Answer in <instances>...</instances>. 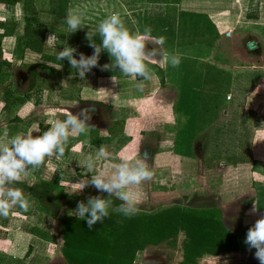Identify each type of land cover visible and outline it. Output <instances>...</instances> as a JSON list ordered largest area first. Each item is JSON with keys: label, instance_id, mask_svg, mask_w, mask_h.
<instances>
[{"label": "rangeland", "instance_id": "1", "mask_svg": "<svg viewBox=\"0 0 264 264\" xmlns=\"http://www.w3.org/2000/svg\"><path fill=\"white\" fill-rule=\"evenodd\" d=\"M31 2L37 8V20L48 26L40 53L23 46L18 36L20 34L18 29H14L12 34L9 31L13 23H17L25 12L21 5L13 7L0 5V31L2 27L8 30L7 35L1 36V56L9 62V66L0 69V98L1 91L6 86L8 88L16 86L20 90L25 88L26 68L46 64L55 71L47 73L42 83L38 82L35 90L41 92V99L35 100L37 103H33L35 107L30 109L28 104L24 106L22 103H17L8 111H4L0 100V142H6L17 134L27 135L37 126L41 132L47 130L53 120L65 118L67 109L76 114L81 109L87 108L91 114L88 123L93 126L89 131L90 134L97 136L95 131L100 130L98 148L103 144L113 157L111 160L99 161L98 170L107 169L111 173L114 171V165L122 158L133 156L138 160H144L146 157L148 166L154 172L151 181L134 189L143 199L140 209L150 210L170 204L196 208L214 207L223 225L239 234L238 246L235 250L217 255L203 254L194 264H259L254 257L255 249L249 250L244 240L248 228L256 219L264 216V152L252 154L248 152L246 146L252 144L257 149L264 148V83L257 80L252 90L243 88L237 92L240 99H244L245 102L235 105L238 107L237 120L229 118L218 120L216 123L220 128L218 131L214 129L216 124L197 135H195L197 129H192L190 131L192 135L194 134L192 140L188 138L182 145L176 143L174 147L175 132L177 134L180 128L178 126L182 121L177 120L173 104L170 110L173 116L168 115L169 110L166 105L167 102L173 103V92L161 88L162 84L158 78L165 72H158L157 66H154L155 63L148 57L146 63L153 77L150 81H144L143 92L136 90L135 84L139 82L138 80L133 81L119 71H117L118 75H115L120 81L117 86H113L111 82L110 78L113 75H104V73L85 79L73 77L70 85L65 84L63 76L70 71L71 66L67 60H56V53L64 46L76 49L91 48L85 38L86 33L94 32L99 23L95 20V25H91L90 15L92 17L96 13L100 18L104 14L99 9H90V6H100L93 4L91 0H32ZM69 12L81 16L85 25L72 34H69L65 23ZM248 12V16L252 17L251 43H255L258 51L255 56L252 55V66L263 68L264 0L253 2ZM62 15L65 17L63 18ZM56 17H59L58 20ZM50 34H53L52 40L48 43L46 41ZM95 39L100 43L98 34ZM232 45L243 52L240 55L235 53L231 58L224 57L223 61L227 64L251 65L248 58L251 53L248 52V48L238 42H233ZM103 54L102 51L98 62L100 64L104 63ZM185 64L186 62L182 71L180 64L179 75L176 68L171 75L168 74L173 81L176 94L182 85L184 72L187 71L184 69ZM205 68L204 64L200 66L197 63L192 66L193 74L204 72ZM209 76L205 81H201V76L192 80L193 86L201 85L197 88L199 92H197L195 108L199 109V113L196 114V122L215 120V103L219 101V97L223 98V91L219 90L222 79L211 77V84ZM25 93L23 91L20 93L24 100L30 98L34 101V92ZM94 100L105 103L106 106L97 104ZM124 101L127 102L126 106L123 105ZM206 101L216 102L205 106ZM75 103H77L75 107L70 106ZM230 103L228 106L235 108L234 103ZM177 104L176 102L175 107ZM15 114L19 117L18 120H13ZM109 125L110 134L103 131ZM222 127H226V130L223 131ZM38 134L33 132L34 136ZM183 134L186 137L191 136L186 130ZM86 138L87 135L70 137L62 158L56 159L55 156L46 158L41 168L27 178L30 181L47 178L56 180L60 186L58 190L66 199L63 206L67 202L72 205L68 213H75L74 210L82 197L100 193L94 187L88 186L80 193L69 195L79 183L92 175L83 167L85 154L74 151L78 150V142H86ZM175 148L180 153L189 149L190 155L184 156L176 152ZM97 149L90 147V154L94 155ZM238 157L241 159L231 162V158ZM253 157L254 160L262 163H252L250 159ZM25 196L30 202L28 212L17 208L8 218L0 217V264H28L26 263L29 256L26 250L28 242L36 247L34 256L39 255L42 258L40 263L56 264L55 258H61L59 221L42 210L35 200L26 194ZM254 204L258 208L255 213L251 211ZM240 211H243L242 225L241 223L238 225ZM31 226H38L42 231L44 229V232L53 237L52 242L41 241L37 236L29 233L28 228ZM181 238L182 234L179 233L175 246H168L165 243L146 246L135 253L134 264H176L181 259Z\"/></svg>", "mask_w": 264, "mask_h": 264}, {"label": "trees", "instance_id": "2", "mask_svg": "<svg viewBox=\"0 0 264 264\" xmlns=\"http://www.w3.org/2000/svg\"><path fill=\"white\" fill-rule=\"evenodd\" d=\"M17 4L21 5L26 13L24 12L17 23H13L9 31L12 34L14 29H18L20 33L18 36L21 38L23 46L33 52L40 53L44 44V35L48 32V26L37 20V9L31 0H0V5L12 6ZM126 27L133 33L128 26ZM2 28L0 43L1 36L8 34L7 28ZM93 51L91 48H79L74 55L79 58V54L82 52L89 56ZM185 62L184 69L188 72H184L182 85L176 94L177 109L185 118L175 135L174 147H176V143L182 145L188 138L192 140L194 134L192 135L190 131L192 129L198 130L199 125L203 123L195 121L199 113V109L195 108L197 92H199L197 88H200L201 85L193 86L192 84V80L200 78L201 74L199 72L193 74L192 66H195L196 61L186 59ZM104 64L106 63H99V65ZM7 66H9V62L1 56L0 49V69ZM52 71H55L54 68L46 64L26 68L27 83L23 90L16 86L3 88L0 98L2 109L8 111L13 104L22 103L23 98L20 93L35 89L38 82L41 81L42 83L45 75ZM117 71L119 70L117 69L115 72L101 70V67L97 66L86 73V77L100 76L102 75L100 73L118 75L119 72L117 73ZM63 77L65 84L68 85H70V80L73 77L80 79L77 70L72 68ZM193 87L195 90H193ZM94 102L106 106L105 103L98 100H94ZM18 119L19 117L15 114L13 120ZM185 130L191 136L187 135L186 137L183 134ZM89 143L96 147L99 143L98 136L90 134ZM188 150L180 153L175 148L176 152L184 156L190 155ZM27 182H35V185L28 187ZM14 186L23 189L24 193L35 200L42 210L58 219L60 231L59 250L66 264H132L136 251L146 246L159 243L175 246L179 233L182 234L180 240L181 259L176 264H194L196 259L203 254L217 255L237 248L239 234L236 231L228 230L223 225L218 211L214 207L196 208L170 204L150 210L140 209L138 214L131 218L110 210L109 216L104 218L102 223L98 222L90 230L85 220L77 219L75 213L69 215L67 211L72 208V205L67 202L63 206L66 199L58 190L60 188L58 182L53 178L33 179L32 181L27 179L25 183ZM90 195L106 197L107 194H89L82 197L81 200L87 202ZM118 204L119 201L114 200L113 207ZM242 215L243 211L238 212V225L241 223ZM28 229L29 232L37 234L46 241L51 242L53 240L50 234L40 228L31 226Z\"/></svg>", "mask_w": 264, "mask_h": 264}, {"label": "clouds", "instance_id": "3", "mask_svg": "<svg viewBox=\"0 0 264 264\" xmlns=\"http://www.w3.org/2000/svg\"><path fill=\"white\" fill-rule=\"evenodd\" d=\"M65 23L68 26L69 34L75 33L85 26L81 16L72 12L67 14ZM150 31V28L145 29L146 33H150ZM97 34L100 37V43L96 42ZM52 35H49L46 42L51 43ZM85 38L89 41L88 46L94 49L91 55L86 56L81 52L77 58L74 55L77 51L75 47L64 46L56 53V60H67L71 68L77 70L80 79H85L86 73L97 66L101 67V70L113 72L118 69L121 74L131 80H138L139 82L135 84L136 90L144 91V81H150L153 77L146 58L148 54L155 55L154 51L146 53L145 36L131 33L120 15L113 13L101 20L94 32L88 31ZM154 42L162 47L166 42V37L160 36ZM102 51L108 53L111 63L99 65ZM180 63L179 56L164 53V66L170 64L175 68ZM61 67L56 68L60 69ZM110 79L113 86L120 84L115 75ZM76 104L70 106L75 107ZM90 119L91 114L87 108L81 109L76 114L67 109L65 118L53 120L47 130L41 132L37 126L27 135L17 134L6 142H0V217L8 218L17 208L24 212L29 211L30 202L23 189L14 185L25 183L30 174L41 168L46 158L52 156H55L56 159L62 158L70 137L75 138L88 134L93 127L88 123ZM33 132L39 134L34 136ZM111 159H113L112 155L103 144L94 155H87L83 167L87 173H92V175L79 183L74 191L69 192V195L80 193L85 187L92 186L98 192L107 194L106 197L90 195L87 202L79 201L74 210L77 219L85 220L90 230L98 222L102 223L104 218L109 216L110 210L127 218L137 215L143 204V199L134 189L151 181L154 177V172L148 166L146 157L144 160H138L133 156L124 157L114 165V171L111 173L107 169H97L99 161ZM34 185L35 182H27L28 187ZM114 200L119 201L115 207H113ZM257 210L258 208L254 204L251 211L255 213ZM69 215H72L71 212ZM244 243L249 250L255 249V259L259 261V264H264V216L256 219L248 228Z\"/></svg>", "mask_w": 264, "mask_h": 264}, {"label": "crops", "instance_id": "4", "mask_svg": "<svg viewBox=\"0 0 264 264\" xmlns=\"http://www.w3.org/2000/svg\"><path fill=\"white\" fill-rule=\"evenodd\" d=\"M91 1L93 4L99 5L100 7L90 6V9H99V11H102L104 14L101 15L100 18H98V16H96V13L90 12L94 13L92 17L90 15V20H92L91 25H95V20L97 23H99L101 20L108 17L109 15L113 13H118L121 19L124 21L125 26H128L129 29L133 31V34L145 36V42L147 44V53H149L150 51L155 52V55L148 54L147 57L150 61L155 63L154 66H157L156 69H158V72H165L164 75H161L158 78V81H160L162 84L161 88L170 89V91H172L174 95L173 103L167 102L166 105V108L169 110L168 115H170L171 117L173 116L172 112H170L172 108L171 104H173L175 116L177 120L182 121L181 124L184 122L185 116L178 111L177 107H175L177 102V96L173 87V81L170 77L171 73H173L174 71V67H172L170 64H168L167 66L163 65L164 53L174 54L181 58V71L183 69V64L186 59L196 61L195 65L197 63H199L200 66L204 64L206 67L205 69H203L204 72L200 71L201 81H205L208 75H210L209 82L211 84V77L222 79L221 89L219 88V90L220 92L223 91V98L219 97L218 102L214 101L216 102V114L214 115L215 120L211 122H203L201 125H199L200 127L196 131L195 135L201 133L203 130L209 128L213 124H216L218 120H226L228 118L231 120H237L238 117H236V115L238 107H236L235 105L245 103L244 99H240L239 95H237V92L243 88L252 90V87H254V84L258 81L264 83V67L262 68L254 65L252 66V55L255 56L258 51L256 49L255 43H251L252 38H250V35L252 32V17L248 16V8L250 5L253 4V2H257V0ZM2 6L13 7L15 5ZM58 18L56 17L57 20ZM146 28L151 29L150 33L145 32ZM160 36L166 37V42L162 47L155 44L154 42L155 39ZM233 42H238L245 46L246 42H249L251 44V47L246 46L248 48V52L251 53L248 56L251 65L234 63L227 64L223 61L222 58L224 57L231 58L234 56L235 53H238L240 55L243 52V50L233 47ZM103 53V62L109 63L111 61V57L106 51H103ZM179 67L180 65L178 67H175L178 75L180 71ZM93 86H95V84ZM206 87H208L207 84ZM211 87L213 86L211 85ZM28 92H34L33 96L35 99L34 101L31 100L30 98H28L29 96L27 94L28 99L24 100V98L22 97L24 101H22V104L24 106L28 104V107L31 109L35 107L33 105V103H36L35 100L41 99V92L39 91V93L35 89H31L26 93ZM226 95H228L229 97L226 98ZM230 102L234 103L235 108H232V106H228L229 104H231ZM213 103L206 101L205 106L211 105ZM123 105L126 106L127 102L124 101ZM205 123L206 125H204ZM104 129V132H108L109 134L111 133L110 125ZM214 129H216L215 131H218L220 129L218 124L214 126ZM221 129L226 130V127H222ZM99 131L100 130L95 131L97 133V136H99ZM254 136L255 135H253V137ZM89 142L90 132L87 134L86 142H78V150H74L77 153H82V155L85 154L84 159L87 155L90 154V147L97 149L100 145L99 142L98 145L94 147ZM246 147L248 152L252 154H255L260 151L264 152V148L257 149L252 144H249ZM231 159V162H236L238 159L241 158L238 157ZM254 159L255 158L253 157L252 159H250V161L254 164L262 163ZM36 227L39 228L38 226ZM31 234L33 236H37V238L41 241H46L40 238L35 233ZM26 250L28 251L29 255L26 260V263L44 264V262L40 263L42 258L39 255L34 256V253L36 252V247H34L31 243L28 242ZM55 262L56 264H66L62 256L60 259L55 258ZM132 264H134V261L132 262Z\"/></svg>", "mask_w": 264, "mask_h": 264}, {"label": "water", "instance_id": "5", "mask_svg": "<svg viewBox=\"0 0 264 264\" xmlns=\"http://www.w3.org/2000/svg\"><path fill=\"white\" fill-rule=\"evenodd\" d=\"M247 47H251V44L249 42H246Z\"/></svg>", "mask_w": 264, "mask_h": 264}, {"label": "flooded vegetation", "instance_id": "6", "mask_svg": "<svg viewBox=\"0 0 264 264\" xmlns=\"http://www.w3.org/2000/svg\"><path fill=\"white\" fill-rule=\"evenodd\" d=\"M25 77H26V79H25V82H24V84H26V83H27V76H26V74H25Z\"/></svg>", "mask_w": 264, "mask_h": 264}, {"label": "built area", "instance_id": "7", "mask_svg": "<svg viewBox=\"0 0 264 264\" xmlns=\"http://www.w3.org/2000/svg\"><path fill=\"white\" fill-rule=\"evenodd\" d=\"M229 96L228 95H226V98H228Z\"/></svg>", "mask_w": 264, "mask_h": 264}]
</instances>
